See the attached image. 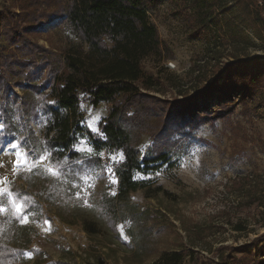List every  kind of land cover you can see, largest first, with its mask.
<instances>
[{
    "label": "rangeland",
    "instance_id": "obj_1",
    "mask_svg": "<svg viewBox=\"0 0 264 264\" xmlns=\"http://www.w3.org/2000/svg\"><path fill=\"white\" fill-rule=\"evenodd\" d=\"M6 6L12 23L5 25L0 17L2 73L8 72L7 64L14 54L17 59L31 57L12 42L20 36L56 53L74 38L53 5L40 4L37 11L45 14L40 22L23 19V10L15 0H0V12ZM149 13L169 49L163 62H145V69L161 80L160 88L149 93L167 106L219 78L221 70L235 59L231 54L245 58L242 46L232 44L214 25L196 34L190 0H161ZM10 26L15 27L14 34L6 32ZM250 34L248 58L264 59V41ZM33 64L30 72L36 68ZM37 64L40 70L24 83L45 81L44 58ZM218 80L222 83L221 78ZM22 86L14 85L9 92L10 96L17 95L15 107L21 112L26 93ZM260 91L262 88L247 97L241 90L234 91L225 101L214 93L206 107L194 116L187 115L188 120L167 123V132L158 139H152L150 127L140 132L138 146L143 154L156 145L169 151L170 160L157 170L135 174L152 182L153 189H138L117 199L119 180L114 163L123 160V155L101 147L88 132L76 148L101 158L103 163L84 164L81 169L73 168L67 160L54 166L49 153H38L48 157L42 165L16 167L17 152L27 151L22 145L23 134L5 140L0 133V193L7 196L0 198L4 205L1 210L9 204L15 209L24 204L28 211L22 212L23 221L32 228L30 248L13 264H44L50 260L66 264H155L163 250L174 248L190 250L186 264H222V259L235 263L233 257L239 264H259L255 242L264 233V207L239 203L234 184L248 173L264 175V101ZM111 107L108 101L96 106L83 101L80 110L85 116L84 127L99 130V122ZM13 115L23 131L30 127L43 139L48 120L43 109L29 122L23 114ZM152 124L157 131L166 123L153 118ZM15 141L20 142L19 147L7 150L6 146ZM12 182L20 188L21 200L17 203L9 192ZM25 190L30 196L23 197ZM239 221H244L247 229L237 230ZM85 224L96 227L97 232L88 231Z\"/></svg>",
    "mask_w": 264,
    "mask_h": 264
},
{
    "label": "trees",
    "instance_id": "obj_2",
    "mask_svg": "<svg viewBox=\"0 0 264 264\" xmlns=\"http://www.w3.org/2000/svg\"><path fill=\"white\" fill-rule=\"evenodd\" d=\"M15 1L23 10L22 18L28 22L41 21L40 16L45 15L37 11L41 3L55 6L57 15L63 17L74 38H69L57 50L59 53L24 36L12 40L31 57L17 59L14 54L7 64L8 72H0V125L3 126L0 133L5 140L22 133V145L35 159L39 157L38 153H49L52 165L67 160L73 168L81 169L84 164L103 163L101 158L90 157L76 148L88 132L101 147L123 155V160L114 163L119 180L116 199L138 189H153L152 182L138 179L135 174L157 170L170 160L169 151L164 147L154 145L147 154L142 153L138 136L146 128H151L152 139H158L165 135L169 123L184 122L188 120L187 115L194 116L196 111L206 107L208 98L214 93L225 101L234 91L241 90L247 97L262 88L260 96L264 101V59L260 56L248 58L246 52L252 44L250 33L264 41V16L256 0H190L197 35L202 34L200 29L214 25L231 39L232 44L242 46L246 54L245 58L231 54L235 59L221 70L222 83L215 77L198 93L176 99L169 106L149 93L160 88L161 80L145 69L146 60L154 59L159 64L168 57L169 49L149 13L150 9L160 5L161 0ZM8 9L6 6L0 12L5 25L12 23ZM14 28L10 26L6 32L14 34ZM41 58L45 60V81L42 84L35 80L24 83L40 70L37 62ZM31 63L36 66L34 72L29 70ZM17 84L23 85L26 91L21 101L22 112L15 107L17 95H9ZM83 101L94 106L111 102L109 114L99 122L100 135L84 127L85 116L80 110ZM40 109L48 115L41 140L32 128L23 131L20 120H15L13 115L23 114L29 122L37 118ZM153 118L166 123L161 130L155 131ZM234 187L238 189L239 203L264 207V175H242L235 180ZM157 188L162 189V186ZM9 192L16 203L21 200L16 183H11ZM28 195L25 190L23 197ZM0 198L7 196L0 195ZM3 206L0 203V264H13L30 248L32 228L23 221L24 213H18L10 204L1 210ZM112 209L115 212V207ZM24 211L28 210L24 208ZM85 225H88V231L97 232L96 227ZM236 229L245 230L247 226L244 221H239ZM256 244L257 262L264 264V233L256 238ZM188 257L191 253L185 248L163 250L155 264H186ZM233 259L235 263L222 259V264H239L236 258ZM44 264L66 263L50 260Z\"/></svg>",
    "mask_w": 264,
    "mask_h": 264
},
{
    "label": "snow or ice",
    "instance_id": "obj_3",
    "mask_svg": "<svg viewBox=\"0 0 264 264\" xmlns=\"http://www.w3.org/2000/svg\"><path fill=\"white\" fill-rule=\"evenodd\" d=\"M2 128H3V126L0 125V130H2ZM89 130L93 131L96 135H100L98 129H92L91 126H89ZM19 144H20L19 141L11 142L9 145L6 146V149L9 151L16 150L19 147ZM17 157H18V159L15 162V166L16 167H26V168L42 165L46 162V160L48 158L44 155H41L37 159H32L30 156V153L28 151H25L23 153L17 152ZM114 182H118V180L114 181ZM3 194H5V193H0V195H3ZM77 195H79V193H77ZM16 208H17L18 213H22L24 211L23 205H17Z\"/></svg>",
    "mask_w": 264,
    "mask_h": 264
},
{
    "label": "built area",
    "instance_id": "obj_4",
    "mask_svg": "<svg viewBox=\"0 0 264 264\" xmlns=\"http://www.w3.org/2000/svg\"><path fill=\"white\" fill-rule=\"evenodd\" d=\"M257 4L261 8L262 14L264 15V0H257Z\"/></svg>",
    "mask_w": 264,
    "mask_h": 264
}]
</instances>
